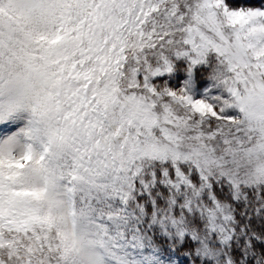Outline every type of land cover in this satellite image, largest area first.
I'll list each match as a JSON object with an SVG mask.
<instances>
[{
    "label": "snow or ice",
    "instance_id": "obj_1",
    "mask_svg": "<svg viewBox=\"0 0 264 264\" xmlns=\"http://www.w3.org/2000/svg\"><path fill=\"white\" fill-rule=\"evenodd\" d=\"M0 129V264H264V0H0Z\"/></svg>",
    "mask_w": 264,
    "mask_h": 264
},
{
    "label": "trees",
    "instance_id": "obj_2",
    "mask_svg": "<svg viewBox=\"0 0 264 264\" xmlns=\"http://www.w3.org/2000/svg\"><path fill=\"white\" fill-rule=\"evenodd\" d=\"M248 3H256L257 0H247Z\"/></svg>",
    "mask_w": 264,
    "mask_h": 264
},
{
    "label": "rangeland",
    "instance_id": "obj_3",
    "mask_svg": "<svg viewBox=\"0 0 264 264\" xmlns=\"http://www.w3.org/2000/svg\"><path fill=\"white\" fill-rule=\"evenodd\" d=\"M10 130H14V129H10ZM0 131H2V129H0Z\"/></svg>",
    "mask_w": 264,
    "mask_h": 264
}]
</instances>
